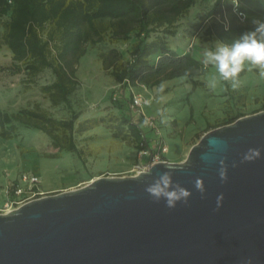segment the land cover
I'll return each mask as SVG.
<instances>
[{
    "label": "water",
    "instance_id": "95a60500",
    "mask_svg": "<svg viewBox=\"0 0 264 264\" xmlns=\"http://www.w3.org/2000/svg\"><path fill=\"white\" fill-rule=\"evenodd\" d=\"M249 148L261 157L241 163ZM169 167L192 193L172 209L145 191ZM0 264H264V111L207 132L183 162L98 177L0 213Z\"/></svg>",
    "mask_w": 264,
    "mask_h": 264
},
{
    "label": "trees",
    "instance_id": "16d2710c",
    "mask_svg": "<svg viewBox=\"0 0 264 264\" xmlns=\"http://www.w3.org/2000/svg\"><path fill=\"white\" fill-rule=\"evenodd\" d=\"M196 0H0V45L12 52V73H25L26 86L49 70L53 80L40 86L41 93L50 105L70 107V96L77 90V64L86 51L88 43L95 45L110 29L114 39H134L128 57L110 48L100 55L104 71L108 72L124 89L128 99L121 96L115 100L122 111L119 117H110L116 135L128 138L139 149L145 142L141 128L142 116L133 120L125 101L132 100V87L160 86L162 83L181 78L191 70L187 82L192 89L205 87L198 78L205 75L208 66L191 53H180L171 48L167 38L175 36ZM228 0H214L200 20L193 24L195 33L202 30L206 41L213 39L231 43L242 32L251 28L247 21L226 19L224 14L232 11ZM240 11L252 16L264 17L261 0H240ZM236 17V13L233 12ZM227 20V22L225 21ZM237 19V17H236ZM42 34H45L43 36ZM0 69H5L0 66ZM242 72L241 74H243ZM240 74V75H241ZM243 115L229 119L232 123ZM78 114L71 112L69 118H56L39 104L17 112H0V136L12 138L18 125L45 133L56 150L52 158L61 153L81 155L75 135L98 125L103 119H87L76 125Z\"/></svg>",
    "mask_w": 264,
    "mask_h": 264
},
{
    "label": "rangeland",
    "instance_id": "374dc122",
    "mask_svg": "<svg viewBox=\"0 0 264 264\" xmlns=\"http://www.w3.org/2000/svg\"><path fill=\"white\" fill-rule=\"evenodd\" d=\"M212 2L213 0H196L197 6L194 5L195 7L190 9L186 17L181 20L180 30L183 34L170 36L168 42L171 48L179 52L185 49V51L191 52L195 58L203 61L204 51L213 46L217 40L210 44L204 39L202 30L195 33L192 26L200 20ZM42 35L45 36V34ZM103 36V39L95 45L88 43L84 55L78 61L76 76L80 83L77 90L70 96L71 108L64 105L53 107L41 93L40 86L53 80L49 70L42 73L34 84L26 86L24 71L21 70L19 73H12L11 71L12 52L7 46L0 45V66L5 68L4 70L0 69V112L13 113L39 104L56 118H69L71 112L77 113L76 125L83 120L92 118L104 120L93 128L75 135L81 155L61 153L59 158L50 157L56 152L52 148L50 138L39 130L22 125H18V129L12 138L5 139L0 136V213H4L6 204L14 209L24 202H28V199L34 200L43 196L78 189L98 177H130L135 174L134 166L138 163L137 149L128 138L125 139L116 135L117 128L114 127L115 124L110 118L119 117L122 113L116 107L113 97L122 94V99H128L129 91L103 70L100 58V55L110 48H115L125 58L128 57L135 40L114 39L110 29H107ZM214 72L215 70L210 67L208 74L203 77L204 80L207 81L209 75ZM185 83H187L186 80L177 79L176 83L168 89L179 88ZM258 87L255 86L254 89L251 87L248 90V102L245 100L246 95H244L241 99L242 103L239 102L240 107L234 105L235 100H238V93H234V96H227L226 100L230 101L228 105H231L234 111L230 115L218 118L211 127L216 126L213 129L208 130V127H199L203 121H206L203 114L205 110L200 109L203 104V100L200 98L207 96L206 98L211 99L214 97L212 96L213 91L210 92L203 87H196L199 91L195 92L196 95L193 98L190 96V101L180 99L175 102V106L178 108L172 113H174V119L177 120L176 125H170L169 122L171 121L162 122L157 119L156 131L150 130L145 122L140 124L141 128L145 132L149 146L152 145L151 141L155 137V132L161 136L162 142L167 147V151L161 154L160 159L162 161L183 162L189 150L207 132L225 125L229 121V117L247 116L264 111V97L258 96L255 101L251 99L253 94L258 92ZM131 92L132 94H140L134 93L132 90ZM125 104L131 110L133 120L138 121L140 115L132 106L133 101H125ZM144 113H146L145 108ZM164 128L166 130H163ZM149 163L148 157L141 160L143 165ZM24 173L38 177L37 192L39 194L30 197L28 192L20 195L13 193V184L15 183H18L22 188L26 187V183L20 181V176Z\"/></svg>",
    "mask_w": 264,
    "mask_h": 264
},
{
    "label": "clouds",
    "instance_id": "9594fccd",
    "mask_svg": "<svg viewBox=\"0 0 264 264\" xmlns=\"http://www.w3.org/2000/svg\"><path fill=\"white\" fill-rule=\"evenodd\" d=\"M233 6V11L240 17L241 22L247 21L251 28L242 32L231 43L217 40L212 47L206 48L203 53L204 65L211 66L215 72L207 80V87L215 90L222 82L229 85L232 90L241 86L240 74L245 70H256L260 79H264V17L252 16L249 19L247 13L240 11V0H228ZM264 3V0H261ZM191 70H186L181 77L188 79ZM165 122V121H162ZM147 123V122H146ZM212 140L210 144H218ZM226 147V145H225ZM261 157L260 148H249L243 153L241 163L253 162ZM202 159L207 160V156ZM187 164V161L184 162ZM219 177L222 182L227 181V166L223 159L220 160ZM237 165L233 163V167ZM177 169L169 167V170L161 174L154 182L149 184L145 191L159 202L163 200L166 207L175 208L177 203L188 204L192 193L172 180L173 173ZM195 189L201 194L205 192L203 180L197 178L194 182ZM223 194L217 197V210L223 201Z\"/></svg>",
    "mask_w": 264,
    "mask_h": 264
},
{
    "label": "crops",
    "instance_id": "0c3cea01",
    "mask_svg": "<svg viewBox=\"0 0 264 264\" xmlns=\"http://www.w3.org/2000/svg\"><path fill=\"white\" fill-rule=\"evenodd\" d=\"M213 2H214V0H213ZM213 2L211 3V5L213 4ZM194 5L197 6L196 2ZM211 5H210V7H211ZM195 6H192L191 9ZM233 12L234 11L232 10V11L225 13L224 14L225 18L226 19L227 18L233 19V20H236L238 22H241V20L238 18L237 15H236V17H237V19H236ZM226 19H225V21L227 22ZM182 34L183 33L179 28V32L177 35H182ZM169 38L170 37L167 38V41H169ZM215 40L216 39H213V40H210L208 42L211 44ZM210 47H212V46H210ZM186 52L187 51H185V49H184V50H181L180 53H186ZM189 53H191V52H189ZM200 61H202V60H200ZM210 67L211 66H208V70H207L206 74H208ZM206 74L199 77L198 79L205 83V87H204L205 90H208L210 92L213 91L212 96H214V97L211 99L206 98L207 96H204V98L203 97L200 98L203 100L202 101L203 104L201 105L200 109L205 110L203 112V114L205 115V118H206V121H203L201 123V125H199L200 128H207L208 127L209 128L208 130H210V128L214 125L215 121L218 118H223L227 115L232 114V112L234 111V108L231 105H228V103H230V101L226 100L227 96H229V95L234 96V93H238V97H237L238 100H235L236 102L234 104L236 107H240L239 102L242 103L241 99L244 97V95H246L245 100H247V102H248V98H249V91L248 90L251 87L254 89L255 86H259L258 92L253 94V96L251 97L252 101H255L258 96L264 97V79L259 78L256 70H253L251 72L245 70L243 73L244 75L241 74L242 75L240 77L241 86L237 90H232L229 85H227L223 82L220 85H218L215 90L210 89L209 87H207V83H206L207 81H205L203 78L206 76ZM210 76L211 75H209V77ZM209 77H208V79H209ZM177 79H180V78H175V79L166 81V82L162 83L160 86H155V87H148L147 88L146 86L141 85V84L137 85L135 87H132V91H134V93L135 92L140 93L143 97L149 99V101H150V104L145 107L146 117H150V116L156 117L157 119H160V121H165V122L171 121V122H169V124L172 126L177 124V120H175L173 117L174 113H172L173 110L176 111L177 110L176 108H178L177 106H175L176 105L175 102L177 100H180V99H182V100L187 99L188 101H190V96H192V98H193L194 95H196L195 92L199 91L198 88L191 90L192 85L189 82L185 83L184 86H181L179 88H173V90H169L168 88L171 87L174 83H176ZM181 93H183V94H181ZM172 104H174V105H172ZM211 117H212V119H211ZM231 118H232V116L229 117V119H231ZM142 119L144 120V118H142ZM228 122L226 124H230ZM215 127L216 126H214L213 128H215ZM213 128H211V129H213ZM163 130H166V129L164 128Z\"/></svg>",
    "mask_w": 264,
    "mask_h": 264
},
{
    "label": "built area",
    "instance_id": "2783aa9c",
    "mask_svg": "<svg viewBox=\"0 0 264 264\" xmlns=\"http://www.w3.org/2000/svg\"><path fill=\"white\" fill-rule=\"evenodd\" d=\"M238 18L240 19L239 16ZM119 96H121V94ZM119 96H114L113 99H116ZM132 101H133L132 106L135 108V111L138 112L139 115L142 116V118H144V122L145 123L147 122L146 125L149 127V129L155 130L156 125H157V118L146 117L144 113V108L150 104L149 99L143 97L141 94H133ZM155 133H156L155 137L151 141L152 142L151 146H149V143L146 140V138H145L146 143L141 142L139 144V149L136 150L137 151L136 157H137L138 163L134 166V170H135L134 175H137L143 171H146L152 164L156 162H164L160 158H161V154L167 151V147L164 144V142H162L161 136L158 135L157 132ZM145 157H148V160H150V163L147 165L141 164V160L144 159ZM20 181L26 183V187L22 188L21 186H19L18 183L13 184L14 194L20 195V194H23L24 192H28L30 197L34 196L35 194H39V192H37L38 184H39V179L37 176L33 174L29 176L24 173L20 176ZM31 200L32 199H28V201H31ZM11 205H12V202H11ZM14 209L12 208V210Z\"/></svg>",
    "mask_w": 264,
    "mask_h": 264
},
{
    "label": "bare ground",
    "instance_id": "6f19581e",
    "mask_svg": "<svg viewBox=\"0 0 264 264\" xmlns=\"http://www.w3.org/2000/svg\"><path fill=\"white\" fill-rule=\"evenodd\" d=\"M6 206V208H5V210L3 211L4 213H8V212H10L11 210H12V207L9 205V204H7V205H5Z\"/></svg>",
    "mask_w": 264,
    "mask_h": 264
}]
</instances>
